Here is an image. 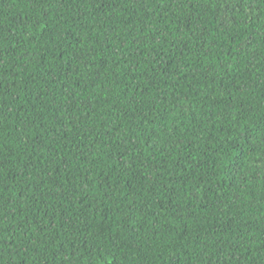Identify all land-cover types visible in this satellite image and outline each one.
<instances>
[{"label":"trees","instance_id":"16d2710c","mask_svg":"<svg viewBox=\"0 0 264 264\" xmlns=\"http://www.w3.org/2000/svg\"><path fill=\"white\" fill-rule=\"evenodd\" d=\"M0 264H264V0H0Z\"/></svg>","mask_w":264,"mask_h":264}]
</instances>
